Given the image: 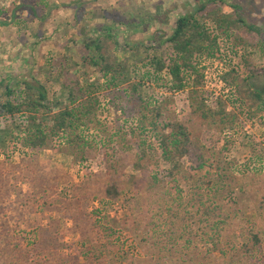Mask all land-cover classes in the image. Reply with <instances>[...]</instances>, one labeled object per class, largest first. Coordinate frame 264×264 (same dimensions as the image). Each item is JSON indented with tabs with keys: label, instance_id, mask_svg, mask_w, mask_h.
<instances>
[{
	"label": "trees",
	"instance_id": "trees-1",
	"mask_svg": "<svg viewBox=\"0 0 264 264\" xmlns=\"http://www.w3.org/2000/svg\"><path fill=\"white\" fill-rule=\"evenodd\" d=\"M27 1L12 12L8 18L11 23L18 9H25L32 17L41 18L38 16L40 9H35L32 0ZM195 5L193 13L176 19L169 37L163 40L162 31L152 37V42H158L157 47L169 46L171 54L168 58L157 56L153 52L155 48H148L145 44H125L123 47H129L128 50L135 55L140 51L144 53L139 59L146 71L144 75H149L152 70L158 76L164 73L170 80V90L176 93L188 91L191 117L201 119L220 136L226 131L238 133L247 122L264 111V89L258 90L250 82L262 73L257 72L246 59L248 48L256 49L264 58V29L246 24L238 14V6L224 0H197ZM151 20L152 17H145L136 24L130 22L128 34L137 32L143 23ZM111 29L99 31L92 47H88L86 41L81 42L89 53L82 57L81 65L96 72L98 79L91 80L87 71L72 73L61 61L51 67L57 73L56 82L64 102L49 100L46 88L38 81L31 83L22 77L14 85L6 79L0 82L3 91L0 95V118L9 119V124L0 128V157H3L0 180L7 176L5 168L13 169L8 172V178L0 181V186L9 188L14 181L28 184L32 206L47 211L62 210L61 218L67 216L71 220L67 232L79 236V246L73 249L71 256H67L62 252L66 248L64 243L57 242L63 233H49L50 229L60 230L57 220L49 222L48 227L37 235V240L31 235L25 239L15 236L20 228L18 222L12 227L2 223L3 211L0 208V264H263L259 256L264 239V173L261 178L246 183L247 176L253 173L246 171L240 180L235 175V162L223 157L233 145V140L228 138L219 139L221 147L218 152L202 148L203 152L193 156L187 123L168 119L162 100L150 93L141 94L144 84L141 80L135 81L137 76L132 71L135 62L129 64L128 58L118 59L113 47H120V44ZM221 36L243 44L241 47L235 44L232 48L235 53H241L242 69H231L221 77L231 96L227 100L217 97L216 106L212 108L207 105L211 93L206 88L201 61L221 60L218 43ZM150 50H153L152 54ZM65 56L63 60L70 62L71 58ZM31 62L34 63L32 59ZM100 80L109 87L106 94L108 102L117 103L115 113L125 115L121 123L117 116V129L113 134L99 133L94 125L92 128L103 145L98 148L107 146L115 150L114 160L107 161L103 170L93 174V179H86L80 185L65 179L63 174L44 178L35 163L39 151L47 146L50 138L59 140L61 152L73 157L74 162L82 163L88 158L91 147L81 130L87 129L89 121L95 123L94 118L100 108L96 96ZM262 141L261 147L264 148V138ZM7 144H10L11 152H6ZM17 145L29 156L21 158L12 167L9 161ZM207 151H211L213 158L212 173H202ZM261 154L252 155L263 165ZM153 156L156 157L152 159ZM184 159L191 165L196 164L195 173L190 175L195 200L187 204L180 195L174 198L165 192L167 184H173L177 189L176 174L186 170L181 165ZM159 161L167 167L163 177L149 171ZM128 167L139 175L126 177L127 182L121 178ZM247 168L252 169L245 165ZM260 169L261 166L254 171L259 172ZM58 183H71L70 199L62 201L61 208L55 209L52 198ZM121 184L129 185L136 194V218L117 221L102 205L88 211L92 202L100 200L101 204H112L118 201L123 193ZM250 193L257 205L256 211L247 214L240 210L229 212L222 204L224 200L234 203ZM17 201L22 202L20 199ZM237 232H247L249 240L236 245L232 238ZM23 242L25 247L21 246ZM126 248L136 254V259Z\"/></svg>",
	"mask_w": 264,
	"mask_h": 264
},
{
	"label": "rangeland",
	"instance_id": "rangeland-1",
	"mask_svg": "<svg viewBox=\"0 0 264 264\" xmlns=\"http://www.w3.org/2000/svg\"><path fill=\"white\" fill-rule=\"evenodd\" d=\"M196 1L197 0H32V5L35 9H40L38 16L41 18L32 17L25 9H18L17 12L23 19H18L14 23L15 26L19 28H27L30 26L35 29L37 36L33 40L30 39V41L31 44H35L36 47H19V50L15 51L13 54L7 53L8 50L6 47L3 52H0V59L4 60L3 55L8 56L5 58L8 60L17 59L18 65H20L19 75H22L23 78L31 83H33L32 81L34 80L44 85L49 100L53 99L54 102H64L65 98L61 94V90L56 82L57 73H55L54 70L52 71L51 67L58 61H61L72 73L76 71H79V73L87 71L91 80L98 79V74L96 72H92L93 70L91 69L86 70L81 65L82 57L89 54L87 53L88 50L81 42L86 41L87 46L92 47L96 35H99V31H106L112 28L111 30L117 35L116 39L120 44V47H113L114 52L120 61L128 58L129 64L135 62V64L132 65V71H134L137 76L135 81L141 80L142 84H144L141 94L150 93V95H155L157 99L162 100L163 108L169 114L168 119L187 123L192 145V155L194 156L195 153L200 154L203 152L202 148L213 150L216 153L221 147L219 139H232L233 145L228 153L223 154V157L227 161L235 162V175L239 177L240 180L242 173L245 174L246 171H253V173L249 174L246 178V183H250L253 179L261 178L264 173V163L263 165L260 164L257 158L252 155L253 153H262L261 156L264 158V148L261 147L263 142L262 139L264 138V111L254 120L247 122L240 132L233 133L226 131L220 136L217 134V130L211 128V126L207 125V127L204 125L201 119L190 116L187 90L178 93L170 90V80L165 77L166 75L164 73L158 76L152 70L149 75H144L146 71L141 67L142 62L139 60L143 58L144 53L140 51L138 55H135L128 50L129 47H123L125 44L129 46L145 44L148 48H155L154 51H149L150 54H152L153 51L157 56L160 55L165 59L168 58L171 54L169 46L164 44L162 47H157L158 42H152V37L158 31H162L163 40L169 37L176 19L180 15L193 13L196 10ZM224 1L228 4H235L238 6V14L246 24L255 25L264 29V0ZM16 2L18 4H16ZM27 2V0H16L15 2L13 1V3L5 4L7 6H5L3 10L0 9V26L4 23L6 26H12V23H8L10 20L8 18L15 9L20 6L22 7V5L27 4ZM145 17H152V20L143 23V26L138 28L137 32L128 34L131 30H128V24L130 22L136 24ZM81 30H83L84 33ZM92 31L94 34H92ZM22 37H26V35ZM218 43L221 51V60L204 59L201 61V66L204 69L203 77L206 88L211 93L207 105L212 108L216 106L215 101L217 97H221L222 100H227L231 96V91L223 85L221 77L231 69H242L241 53H235L232 48L235 44L238 47H241L243 44L234 41L233 38L226 39L224 36L218 39ZM1 49H3V47H1ZM247 50V61L257 72L262 73L254 76L250 82L256 89L262 90L264 89V58L261 57L254 48H248ZM65 55L71 58L70 62L67 63L63 60L62 57ZM31 59L34 63L31 62ZM22 61H25L24 64ZM74 64H77V66H74ZM27 70L29 71L27 72ZM155 77L159 80H155ZM103 82L104 81L100 80L101 86H99L96 93L100 108L96 113V118H94L95 123L92 124L89 121L87 124L88 130L86 128L81 130L86 143L91 147L88 158L82 163L74 162L73 157L61 152L60 141L56 138H50L47 141V146L39 151L35 163L38 171L44 178L49 175L63 174L65 179L68 178L70 182L80 185L86 181V179H93V174L103 170L107 161L114 160L115 150L107 146L98 148L99 145H103L99 142L100 138L98 134L92 129L94 125L97 127L99 133L105 131L108 135L113 134L114 130L117 129L115 126L117 116H119L120 123L125 119V115L121 116L119 113H115L114 107L117 103L115 101L111 102L112 100L108 102L106 94L109 92V87ZM2 92L1 90L0 95ZM164 101L166 103H164ZM141 105H143L142 102ZM8 124L9 119L0 118V128ZM11 150L10 144H7L6 152H11ZM210 152L207 151V162L205 163V168L202 170V173L207 171L213 172V168L211 167L213 158H211ZM28 156L29 154L24 151L21 146L17 145V149L10 158L9 163L13 167L21 161V158L27 159ZM155 157L156 156H153L152 159ZM2 160L3 157L1 156L0 161ZM186 160L187 159H184L183 163H181L186 170H180V172L176 174L177 189L173 187V184H167L165 190L171 197L173 196L175 198L180 195L184 204L195 200V189L193 188L190 175L195 173L194 169L196 164L191 165ZM245 165H249L252 169H245ZM260 166L261 169L259 172L254 171L258 167L260 168ZM166 168L167 167L159 161L149 168L151 172L149 173H156L163 177L165 176ZM4 171H6L7 176L3 175L4 178L0 180L1 182L5 180V177H9L8 172L13 171V169L8 167V169L5 168ZM134 174L139 175L128 167L124 170V176L121 179L127 181L126 177ZM70 184L71 183H58L56 186L57 192L52 198L55 209L61 208L62 201L70 199ZM14 186L15 189H13ZM120 188H123V193L118 201L112 204H101L100 200L92 202L88 206V211L102 205L101 207L104 208L108 215L117 221L136 216L138 206L135 200V192L127 184H121ZM13 190L17 191V193L13 192ZM250 195L252 196V193L247 195L248 198L244 195L241 200L234 203H226L227 200H224L222 204L229 212L240 210L247 214L253 210H257V205ZM0 196V208L3 211V213H1L2 223L10 225V227L14 226L16 222L20 225L15 236L19 237L20 235L28 239V236L31 235L32 237L35 236L34 238L37 240V235L41 230L47 228L49 222L57 220L55 222H58L60 230L51 231L50 229L49 233H57L58 235H60V232L63 233L64 236H58L57 240V242H63L66 247L63 248L62 252L67 256H71L73 249L79 246L78 234L67 232L70 228L71 220H69L67 216V218L64 216L65 219L61 218L62 210L47 211L32 206L31 188L28 184L14 181L13 185L11 184L9 188L0 186ZM18 199L22 202H18ZM256 216L258 217V215ZM248 220L252 223L249 216ZM21 230H23V232ZM259 230H263V228ZM45 232H47V229ZM243 240H249L247 232H237L232 238L233 243L236 245H240ZM21 246L25 247V242H23ZM126 250L136 259V254H132L128 248H126ZM200 250L204 252L202 247H200ZM260 251L261 254L259 257L264 264V239L260 246ZM198 257L201 259V256L198 255Z\"/></svg>",
	"mask_w": 264,
	"mask_h": 264
},
{
	"label": "crops",
	"instance_id": "crops-1",
	"mask_svg": "<svg viewBox=\"0 0 264 264\" xmlns=\"http://www.w3.org/2000/svg\"><path fill=\"white\" fill-rule=\"evenodd\" d=\"M18 14L19 13L17 12L16 13L17 17H14L12 21L13 24L12 26L10 25L6 26L4 24L0 26V52H3V50L6 49V47L8 50L7 53L9 54H13L15 51H18L19 47H36V45L31 44L30 41V39L33 40L37 36L35 29L31 28L30 26H28L27 28H19L15 26L14 22L16 20L23 19L20 16V14L19 15ZM8 23H11V20H9ZM24 35H26V37H22ZM1 47H3V49H1ZM7 57L8 56L3 55L5 61L0 59V82L6 79L7 82H9L10 80L11 81L10 84L14 85L15 82H19L20 80H22L21 79L22 75H19L20 65H18L17 59L16 60L5 59ZM22 62L24 64L25 61ZM28 71L29 70H27V72ZM7 82H5V84H7ZM1 90L2 88H0V91Z\"/></svg>",
	"mask_w": 264,
	"mask_h": 264
},
{
	"label": "built area",
	"instance_id": "built-area-1",
	"mask_svg": "<svg viewBox=\"0 0 264 264\" xmlns=\"http://www.w3.org/2000/svg\"><path fill=\"white\" fill-rule=\"evenodd\" d=\"M13 1L15 2L16 0H0V9L3 10V8L7 6L5 4L13 3ZM16 4L18 3L16 2Z\"/></svg>",
	"mask_w": 264,
	"mask_h": 264
}]
</instances>
